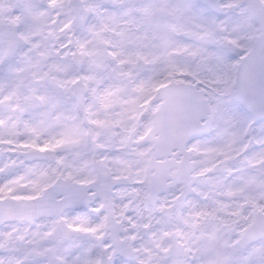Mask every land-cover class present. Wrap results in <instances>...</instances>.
Instances as JSON below:
<instances>
[{
	"label": "snow or ice",
	"instance_id": "6c2138e0",
	"mask_svg": "<svg viewBox=\"0 0 264 264\" xmlns=\"http://www.w3.org/2000/svg\"><path fill=\"white\" fill-rule=\"evenodd\" d=\"M0 264H264V0H0Z\"/></svg>",
	"mask_w": 264,
	"mask_h": 264
}]
</instances>
